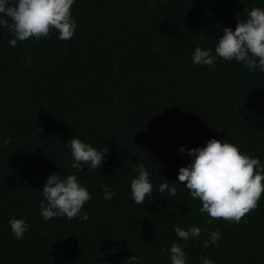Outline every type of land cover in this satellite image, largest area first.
<instances>
[{
  "label": "trees",
  "instance_id": "16d2710c",
  "mask_svg": "<svg viewBox=\"0 0 264 264\" xmlns=\"http://www.w3.org/2000/svg\"><path fill=\"white\" fill-rule=\"evenodd\" d=\"M253 7L264 8V0H75L70 40L54 32L11 46L0 27V264H127L132 255L141 264H171L160 250L173 241L185 245L186 264L206 257L264 264V195L239 223H209L177 181L191 162L187 150L210 139L235 144L264 166V72L235 60L217 58L209 69L191 59L197 47L215 54L222 29L234 31ZM72 137L108 149L98 169H72ZM136 163L153 185L144 204L130 192ZM51 174H75L87 188L92 199L81 215L88 220L42 218ZM164 179L176 183V196L159 191ZM101 184L114 191L111 199ZM11 219L29 225L19 240ZM193 225L208 231L186 242L173 233ZM216 229L218 246L205 249Z\"/></svg>",
  "mask_w": 264,
  "mask_h": 264
},
{
  "label": "clouds",
  "instance_id": "9594fccd",
  "mask_svg": "<svg viewBox=\"0 0 264 264\" xmlns=\"http://www.w3.org/2000/svg\"><path fill=\"white\" fill-rule=\"evenodd\" d=\"M75 0H0V27L6 29L13 37L9 43L16 46L30 38H50L58 33L57 38L70 40L76 29V21L72 17V6ZM245 19L237 20L235 30L225 27L217 39L214 53L212 48H195L192 62L195 65L215 67L217 58L224 61L243 63L249 70L259 69L264 72V8L253 7L243 10ZM27 65L31 67L30 58ZM10 138L4 140L8 144ZM74 161L72 169L82 171V165H89V170L98 169L105 159L108 149L94 148L78 137L66 142ZM179 153L184 154L182 146ZM191 162L178 171L177 181L183 185L193 200L200 202L198 211L207 214L209 223L213 219L239 223L240 220L259 205L264 195V166L258 157H251L241 152L232 143L210 139L205 146L187 150ZM138 175L131 179L130 192L137 204H144L145 198L151 195L153 185L149 182V174L144 164L136 163L132 169ZM115 174V173H114ZM176 184V183H175ZM174 183L164 179L159 191L171 196L177 195ZM105 200L111 199L115 193L107 185L101 184ZM42 199L39 203L40 215L47 221L56 217L69 220L80 218L88 220L87 213L81 215L84 204L92 199L86 187L75 174L63 179L58 174H51L42 187ZM186 214V213H185ZM9 225L14 237L21 239L29 230L23 219H11ZM202 231L197 226L187 230L174 227L173 233L180 241L199 238ZM221 239L219 229L212 231L208 239L203 241L204 248L217 245ZM185 245L171 242L170 247L161 248V253H168L171 264H186ZM127 264H141L140 258L130 256ZM202 264H214L210 258H204Z\"/></svg>",
  "mask_w": 264,
  "mask_h": 264
}]
</instances>
